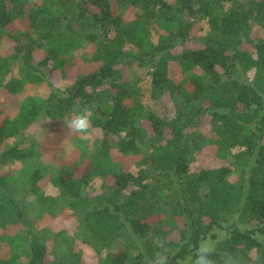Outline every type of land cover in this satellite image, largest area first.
I'll return each instance as SVG.
<instances>
[{"label":"trees","instance_id":"1","mask_svg":"<svg viewBox=\"0 0 264 264\" xmlns=\"http://www.w3.org/2000/svg\"><path fill=\"white\" fill-rule=\"evenodd\" d=\"M0 43V91L49 90L0 109V264H142V241L177 264L216 229L214 264H264V0H0ZM84 108L89 133L68 132L76 152L48 177L33 129Z\"/></svg>","mask_w":264,"mask_h":264},{"label":"rangeland","instance_id":"2","mask_svg":"<svg viewBox=\"0 0 264 264\" xmlns=\"http://www.w3.org/2000/svg\"><path fill=\"white\" fill-rule=\"evenodd\" d=\"M26 1V7L29 9V7H32L35 4H40L41 0H25ZM14 29L22 30L24 29L22 25H16ZM255 36H263L262 31H256ZM11 44L5 45L4 43H0V51H5L7 53L11 52ZM78 52L77 54H79ZM146 74V71H138L135 67L130 68L129 72V80L130 81H137L139 77ZM49 78L51 79H59L56 87L59 89H62L63 91L67 88L68 84L74 77H70L68 79H62L59 74L56 73H48ZM178 74L176 77H179ZM141 85V95L146 102V104L156 110H162V107L158 104L157 101L153 100L151 97V93L149 92V89L146 87V83L144 84V81L140 83ZM49 90L43 86H36L31 84H26L22 87V89L17 93L15 96H6L2 91H0V109L4 114L9 115L10 117L16 116L19 104L21 100H23L25 97L29 95H35V94H48ZM35 130V131H34ZM34 133H36L37 138L41 141V149H40V155H38L34 160L30 162H34L37 166L43 167L46 170L47 176L52 177L57 170L60 168L62 164L70 160L75 152H76V146L74 145L71 136L68 132H65V126L63 122L60 121H51L48 119H43L39 121V124L35 126L33 129ZM204 163H208L209 165H213L215 162L210 160H204L202 159ZM24 166V163L17 162V163H11L7 166V169L9 170H16ZM5 167V166H4ZM132 167V166H131ZM101 183L102 181L100 179H93L91 182V186L89 187V191L91 193H98L101 190ZM48 185V183H47ZM51 193H54V190L50 189ZM25 211L28 216V218L33 223L35 229H46L50 224L51 216L50 211H44L41 209L35 200V196H29L26 203H25ZM67 223L71 227H73V223L75 224V219L72 217H67ZM55 225H62L63 220L59 217L54 221ZM228 225H225L224 227H227ZM244 228L251 229L252 226H245ZM215 238H208L205 241H207L213 249L216 248L217 243L225 239L227 236V230L225 229H216L213 231ZM261 240L264 242V236H259ZM145 241H142L139 243V248L141 250V253L144 254L145 258L141 262L142 264H161V257L165 259V256H158V257H151L148 254L147 249L144 245ZM204 242V241H203ZM84 249L85 255L88 258H91L94 254L90 248L87 246L81 245ZM8 255V250L6 247L0 246V257L5 258ZM185 264L187 260L184 261Z\"/></svg>","mask_w":264,"mask_h":264},{"label":"clouds","instance_id":"3","mask_svg":"<svg viewBox=\"0 0 264 264\" xmlns=\"http://www.w3.org/2000/svg\"><path fill=\"white\" fill-rule=\"evenodd\" d=\"M63 121L67 132L86 136L91 127L90 111L84 108L72 113ZM213 251V247L204 241L196 248L195 254L187 259L186 264H214ZM161 264H166L163 257H161ZM177 264H185V262L178 261Z\"/></svg>","mask_w":264,"mask_h":264}]
</instances>
